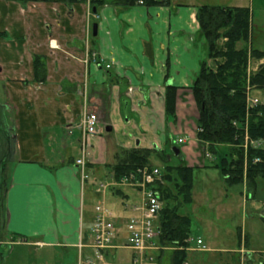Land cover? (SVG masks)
Here are the masks:
<instances>
[{
    "label": "crops",
    "instance_id": "0c3cea01",
    "mask_svg": "<svg viewBox=\"0 0 264 264\" xmlns=\"http://www.w3.org/2000/svg\"><path fill=\"white\" fill-rule=\"evenodd\" d=\"M218 1L221 6L247 7L250 0ZM201 3H102L95 8L82 0H0V87L4 100L0 101V177L6 179V236L13 240L25 237L20 244L38 247L57 245L61 237L64 244L79 248L81 254L83 251L88 260L94 257L89 246L94 208L103 205L118 228L116 247L104 253L105 263L110 264V259L114 264H126L137 256L122 245L124 223L135 214L132 206L140 203L141 194L130 204L125 202L129 191L120 188L122 185L110 187L114 190L107 196L108 188L97 192L95 183L111 182L109 165L120 148H156L166 160L170 159L167 152L176 148L178 166L201 165L203 146L196 138L198 115L190 94L202 61H208L206 41L195 17ZM93 24L97 25L95 36ZM87 50L96 52L101 63L86 61ZM34 55L45 59L47 76L42 83L34 80ZM167 85L176 88L174 118L165 113ZM84 107L97 114L101 131L86 137L83 145ZM189 134L195 137L191 148L198 144L201 154L184 145ZM75 148L79 157L82 149L87 150L86 181L91 187L87 200L93 196L92 205H85L84 183L75 161L66 157V151ZM85 209L87 225L82 230ZM5 243L12 241L1 237L0 245ZM243 245L240 239L239 247L231 251L244 250L251 258ZM123 249L131 251L127 262L117 251ZM148 249L146 253L155 257L156 251ZM189 251L207 252L188 247L185 264H196V260L189 261ZM169 252L164 251L161 263L168 264ZM82 260L78 263L83 264Z\"/></svg>",
    "mask_w": 264,
    "mask_h": 264
},
{
    "label": "trees",
    "instance_id": "16d2710c",
    "mask_svg": "<svg viewBox=\"0 0 264 264\" xmlns=\"http://www.w3.org/2000/svg\"><path fill=\"white\" fill-rule=\"evenodd\" d=\"M167 0L165 4H169ZM92 7L111 3L132 6L135 0H91ZM148 6H151L149 2ZM250 9L248 7L202 4L196 8L195 17L199 30L206 41L207 59L214 67L202 61L198 74L191 85V93L198 109L196 138L198 143L215 151L218 145H228L233 150L229 160L221 158L220 172L228 185L245 181L247 190H253L255 180L264 178V149L248 145L244 161L245 133L250 141L264 139V104L247 107L248 87L264 89V64L254 72H248L249 58L264 59V52L245 47L237 48L239 42L248 43L250 33ZM34 80L44 82L47 76L43 56L34 55L32 59ZM176 88L167 85L164 93L165 113L175 116ZM244 124H247L244 130ZM241 146V147H240ZM157 154L164 163L162 151L154 148L118 149L114 162L109 165L114 180L135 173L142 167H151L150 157ZM232 159V160H231ZM258 159V160H256ZM163 178L173 182L176 194L173 197L167 185L158 183L156 189L160 199L174 200L173 205H164L158 216L159 235L156 238L161 248L170 250L168 264H183L187 258L190 238V220L180 215L178 208L192 201L193 167L165 165ZM21 241L25 237L19 236ZM18 238V237H17ZM14 241V240H13ZM17 241V240H16ZM162 249L157 256L161 263Z\"/></svg>",
    "mask_w": 264,
    "mask_h": 264
},
{
    "label": "rangeland",
    "instance_id": "374dc122",
    "mask_svg": "<svg viewBox=\"0 0 264 264\" xmlns=\"http://www.w3.org/2000/svg\"><path fill=\"white\" fill-rule=\"evenodd\" d=\"M201 2V4L221 5V3H219L220 1L217 2V0H201ZM248 4L247 7L250 9L251 14L249 41L247 44L239 42L237 48L246 46L247 48L264 52V0H250ZM207 63L214 67L213 60L208 59ZM261 64H264V59H254L250 57L247 71L254 72ZM190 94L192 95L191 92ZM247 96L258 98V103L264 104V89L248 87ZM2 98L3 93L0 87V101L4 102ZM195 115H198L196 104ZM8 117V123L11 127V113H9ZM243 127L245 130L247 124H244ZM194 128L196 129V125H194ZM104 134L105 133H103V135ZM194 139L195 137L193 138L190 134L186 135L184 145L188 146V148L192 149L194 152H200L201 154V151L198 150V144H195L194 149L191 148L195 143ZM184 145L181 144L180 147ZM199 145L203 146H201L203 148V155L201 156L202 158H199L201 165L194 166L193 168L192 201L187 204L183 203L178 208V213L187 216L190 220L189 233L191 242L189 241V247H196L198 250H201L195 244V240L200 237L207 252L189 251V261L191 259L196 260L193 261L196 262V264H264V178H256L255 187L251 191L247 190L244 180L239 183L228 185L220 172V163L223 157L229 160L231 154V158L233 160L236 159L235 154L232 153L233 150L231 147L228 145H218L215 151H210L205 145L200 143ZM248 145L254 148L264 149V139L250 141L245 133L244 143L242 144L245 162ZM88 147L89 144L86 142L87 150ZM87 150L85 149L86 154ZM168 154L170 159H167L165 163L155 153H152L150 161L153 167L160 169L159 171L162 175L161 183L167 185L174 197L176 190L173 186V182H166L163 178L165 173L164 166L181 163L178 162V158L174 155L173 151L167 152V155ZM66 157L69 160L75 161L79 157V149L75 148L72 151H66ZM5 181V176H3L0 180V223L2 225L0 227V234L3 240L12 241V243L0 245V264H78V260H81L82 257L84 259L82 262L85 264L87 258H85L83 251L81 254L79 248L64 244L61 237H59V244L57 245L38 247L32 244H20V237L13 241L10 236L5 235ZM7 181L10 182L9 180ZM96 184L97 183H95V187ZM82 186V194L84 193L86 197L85 205H92L95 198L90 196L91 199L87 200L89 189H91L89 181L84 182ZM120 188H123L124 191H129V197L128 199L126 198L127 200L125 199L126 203L132 204L139 200L140 193L136 190L129 188V186ZM110 190L112 191L114 189L108 188L106 190L107 196H110ZM116 199L119 200L118 197H116ZM174 202L175 201L172 199L165 202L162 201V206H171ZM84 214L82 226L80 227L82 230H85L87 225V209H85ZM240 239L244 242L243 248L249 249L247 253H250L251 258L245 255L246 252L244 250L236 254L231 251L239 247ZM16 240L18 241L17 243ZM211 248L224 250L220 252H210L209 250ZM151 249L156 251L155 257L147 254V251H149L148 249L145 251L144 259H138L137 264H152V262L155 263V261L157 263L159 252H161L162 249H165L164 251L167 250V248H161L157 243H155L154 247H151ZM117 251L124 255L127 262L131 251L125 249ZM163 254L164 252L161 255L162 257ZM239 255L242 262L239 261ZM108 262L114 264L113 260L108 259Z\"/></svg>",
    "mask_w": 264,
    "mask_h": 264
},
{
    "label": "built area",
    "instance_id": "2783aa9c",
    "mask_svg": "<svg viewBox=\"0 0 264 264\" xmlns=\"http://www.w3.org/2000/svg\"><path fill=\"white\" fill-rule=\"evenodd\" d=\"M167 0H135L136 5H146L165 3ZM87 5L90 0H85ZM99 63L102 58L96 52L87 51L86 61ZM106 67H109L106 65ZM258 103L255 97L246 98L247 107H252ZM81 127L83 130L82 144L86 137L97 135L100 133V123L96 113L91 112L86 107L81 112ZM182 140L179 139L178 142ZM79 169L81 180L87 179L85 151L82 149L81 156L75 160ZM161 173L156 167H142L135 173L120 178L118 185H128L136 188L141 193V201L138 205L133 206L134 215L129 217L125 222L126 238L122 247L130 248L138 253H142L146 248L153 247V239L159 234L157 220L160 209L162 207L159 193L156 186L160 181ZM107 187L105 183H99L96 191H103ZM118 228L111 218V213L105 209L103 205H96L93 221L90 228V244L94 250L95 258L98 261L103 260V251L116 247L114 240L117 237ZM196 244L201 250L206 247L201 239L196 240ZM80 245V244H79ZM81 246V245H80ZM264 258V256H263ZM136 259H134V262ZM89 264H97L95 261H89Z\"/></svg>",
    "mask_w": 264,
    "mask_h": 264
},
{
    "label": "water",
    "instance_id": "95a60500",
    "mask_svg": "<svg viewBox=\"0 0 264 264\" xmlns=\"http://www.w3.org/2000/svg\"><path fill=\"white\" fill-rule=\"evenodd\" d=\"M96 32H97V25L96 24H93L92 25V35L95 36L96 35ZM110 130V127H106V131H109ZM173 152L175 154H178V149L174 148L173 149Z\"/></svg>",
    "mask_w": 264,
    "mask_h": 264
}]
</instances>
